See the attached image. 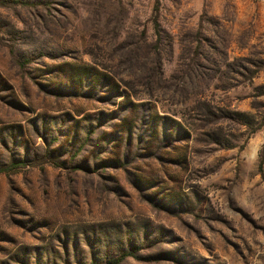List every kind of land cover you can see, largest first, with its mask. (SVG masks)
Returning a JSON list of instances; mask_svg holds the SVG:
<instances>
[{"label":"rangeland","instance_id":"1","mask_svg":"<svg viewBox=\"0 0 264 264\" xmlns=\"http://www.w3.org/2000/svg\"><path fill=\"white\" fill-rule=\"evenodd\" d=\"M13 1L0 166L22 164L0 172V264H100L121 247L120 264H264V5ZM83 64L118 88L72 82Z\"/></svg>","mask_w":264,"mask_h":264},{"label":"trees","instance_id":"2","mask_svg":"<svg viewBox=\"0 0 264 264\" xmlns=\"http://www.w3.org/2000/svg\"><path fill=\"white\" fill-rule=\"evenodd\" d=\"M13 3L16 5L15 7H18L21 9L27 8L32 5V4L17 1V0H14ZM6 8H8L6 5H3V4L0 5V9H6ZM156 12L157 11L155 8L154 9L155 14H154L152 22H153L154 31L156 35H158V22H157ZM70 77H71L72 82H75L79 85L85 82H91L92 86H96L99 83H108L109 84L108 88L111 93H113L115 89L118 88L117 84L113 82L109 76L104 75L100 72H97L96 70H94L93 67L86 65V64H83L77 69L73 68L71 71ZM151 122H152L151 126L154 128L158 127L159 125H162L163 127L169 126L171 127V129L176 130L179 133L183 131V128L179 121L168 118V117H157V118L152 119ZM21 164L22 163L19 161L17 162L11 161L9 164L1 165L0 172H8L16 167H19ZM116 251L119 253V256L109 257V255L105 254L100 264H120L125 257L131 255L128 252L124 253L122 247L117 249ZM90 264H99V263L91 262Z\"/></svg>","mask_w":264,"mask_h":264},{"label":"built area","instance_id":"3","mask_svg":"<svg viewBox=\"0 0 264 264\" xmlns=\"http://www.w3.org/2000/svg\"><path fill=\"white\" fill-rule=\"evenodd\" d=\"M249 1L264 5V0H249Z\"/></svg>","mask_w":264,"mask_h":264},{"label":"crops","instance_id":"4","mask_svg":"<svg viewBox=\"0 0 264 264\" xmlns=\"http://www.w3.org/2000/svg\"><path fill=\"white\" fill-rule=\"evenodd\" d=\"M262 5V4H261Z\"/></svg>","mask_w":264,"mask_h":264}]
</instances>
